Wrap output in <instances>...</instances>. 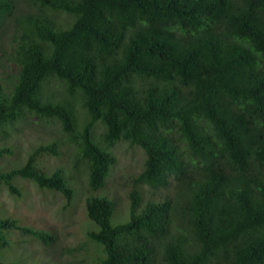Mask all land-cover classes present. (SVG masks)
Returning <instances> with one entry per match:
<instances>
[{
  "label": "trees",
  "instance_id": "16d2710c",
  "mask_svg": "<svg viewBox=\"0 0 264 264\" xmlns=\"http://www.w3.org/2000/svg\"><path fill=\"white\" fill-rule=\"evenodd\" d=\"M6 62L15 69L0 74L1 137L29 116L59 122L93 191L116 142L144 153L128 219L112 223L106 195L86 199L88 264H264V0H0ZM46 153L58 154L56 142L0 181L17 197L22 178L70 202L63 171L36 164ZM163 188L171 196L144 199ZM18 223L0 217V249L11 229L54 238Z\"/></svg>",
  "mask_w": 264,
  "mask_h": 264
},
{
  "label": "rangeland",
  "instance_id": "374dc122",
  "mask_svg": "<svg viewBox=\"0 0 264 264\" xmlns=\"http://www.w3.org/2000/svg\"><path fill=\"white\" fill-rule=\"evenodd\" d=\"M11 31L12 27L3 40H7ZM2 46L4 49L7 47L6 41H3ZM6 65L8 68L0 69L1 77L15 69L10 62H6ZM52 84L50 90L63 91L58 81L53 80ZM83 114L82 108L76 105L77 118ZM102 132L100 124H96L93 137L97 140ZM7 133L5 138L0 135V148H10L11 152L0 156L1 172L6 173L22 166L37 145L54 141L58 154L41 155L37 157L36 164L46 174L60 168L74 193L71 201L67 202L58 192L44 191L29 179L16 178L13 183L21 192V196L17 197L0 181V217L16 218L21 226L44 231L54 237L50 244H46L34 234L11 229L7 242L0 249V261L11 264H88L91 258L88 254H92L94 248L87 237L90 224L85 212L86 199L92 194L106 195L116 202V214L112 217V223L128 219V193L142 170L143 151L127 141L116 142L110 148L116 162L111 168L106 185L93 191L89 186L85 164L76 159V145L59 122L29 116L23 122L17 121L10 129L7 128ZM144 193L145 200H161L167 195L171 196L172 190L163 188L156 192L145 190Z\"/></svg>",
  "mask_w": 264,
  "mask_h": 264
},
{
  "label": "clouds",
  "instance_id": "9594fccd",
  "mask_svg": "<svg viewBox=\"0 0 264 264\" xmlns=\"http://www.w3.org/2000/svg\"><path fill=\"white\" fill-rule=\"evenodd\" d=\"M140 148V147H139ZM141 149V148H140ZM142 150V149H141ZM114 155V154H113ZM115 157V156H114ZM93 195V194H92Z\"/></svg>",
  "mask_w": 264,
  "mask_h": 264
}]
</instances>
